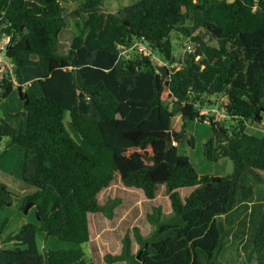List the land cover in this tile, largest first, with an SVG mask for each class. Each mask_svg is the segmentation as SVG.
<instances>
[{"label":"trees","instance_id":"16d2710c","mask_svg":"<svg viewBox=\"0 0 264 264\" xmlns=\"http://www.w3.org/2000/svg\"><path fill=\"white\" fill-rule=\"evenodd\" d=\"M101 4L83 0L64 14L59 0H0V31L9 38L5 53L13 64L12 72L0 75V101L22 84V69L41 70L22 86L25 128L0 116V157L10 145L23 152L22 180L33 190L22 196L19 210L34 208V231L71 244L43 250L38 264H92L82 247L90 239L88 215L113 216L119 201L100 204L98 194L117 176L148 199L163 187L171 213L162 217L161 208L152 207V233L145 238L133 227L137 252L125 235L121 251L105 255L108 262L264 264V213L256 207L243 260L217 258L229 234L218 217L251 200L249 179L264 180V131L246 130L264 115V0H137L106 14L95 10ZM181 38L193 49L176 68L172 41ZM137 41L168 67L157 72L137 51L120 55L121 47ZM85 99L91 110L80 112ZM218 99L227 117H213L202 154L211 162L229 158L226 176L200 174L178 150L183 123L207 121L200 111ZM169 131L174 144L166 149ZM187 142L194 146L192 136ZM31 159L34 169L27 174ZM187 187L191 191L181 196L179 189ZM13 197L0 181V209ZM1 252L15 262L25 251Z\"/></svg>","mask_w":264,"mask_h":264},{"label":"rangeland","instance_id":"374dc122","mask_svg":"<svg viewBox=\"0 0 264 264\" xmlns=\"http://www.w3.org/2000/svg\"><path fill=\"white\" fill-rule=\"evenodd\" d=\"M59 1L64 8L63 12L65 14L77 7L83 0ZM135 1L137 0H102L101 6L95 10L100 11L102 14H106L108 12L116 11L124 5ZM188 42L189 41L183 38L180 40L174 39L172 41L175 57L173 63L174 67L177 68L180 66V62L187 51L186 44ZM156 56L163 60L158 54H156ZM22 76V80L26 81L25 84L22 85L25 86L28 84V80L31 82L41 76V70L39 67L25 68L22 69ZM211 98L214 97L212 96ZM221 103L222 100L220 99L218 104L213 106L218 108L217 105ZM170 106L171 105L169 104V107ZM22 107L23 102L19 96L17 87L15 86L14 91L0 101V116L12 125L21 124L22 127L25 128ZM78 108L80 112H89L91 110L89 100L85 99L78 103ZM188 121L189 122H187V125L184 128V135L179 139V152L188 156L197 172L200 174H213L218 176L228 175L232 171V165L229 158L222 157L217 162H211L203 157V143L210 137L211 126L209 122L199 121L197 119ZM232 123L231 120H227L228 127H230ZM178 124L179 123L176 122V128L178 127ZM250 124L253 123L247 124V132L259 134V132L264 131L261 130L259 126L253 127ZM190 136H192L194 140L193 147L189 146L187 142ZM6 140L7 138L2 140V147L5 145ZM11 146L12 145L9 147ZM9 147L6 150V153L0 157V181L6 184L14 197L10 206L5 209H0V244L4 241L3 238L8 231L18 223V217H21L20 220H23L28 226H30L32 222L34 223L33 212L29 215H23L19 210L22 196L33 190V187L25 184L21 178L15 179L17 176H15L14 169L18 170L19 164L22 160V158H20L22 153L15 145L10 150ZM9 172H11L15 178H13ZM248 183L251 184L254 189L252 197L254 198V203L251 200L249 202H241L236 206L231 215H228L227 217H218V219L223 220L226 227L229 228V234L223 250L217 254V258L220 261L222 260V262H241L243 260L244 254L242 251V245L246 239L247 232L251 227V223L253 222L252 211L254 207H256L264 213V180L260 183H255L249 179ZM22 184L25 186V189L21 188L23 187ZM191 189V187L179 189L181 196L188 194ZM110 198L119 201L113 208V216L111 218L106 217L101 212L89 213L88 215L90 239L86 244H83L82 247L92 264H125L124 262H108L105 259V255L118 254L121 251L122 239L125 235H129L132 238V251L134 253L137 252L139 244L134 240L133 227H137L140 234L145 238L152 233L154 226L151 225L147 219V214L151 213L152 207L159 206L162 210V217H167L171 213L170 201L164 193L163 187L157 189L156 195L153 199H148L144 196L141 189L124 186L117 176L98 194V201L100 204H104L107 199ZM19 230H17L15 235H12L13 237L10 238V240L4 241V246L17 247L16 250H23L21 248H25L28 250L27 254L25 256H22L23 254L14 256L16 260L14 262L7 254L1 252L14 264L17 263V260L19 262V258H21V264H25L24 262L26 261L30 263L34 260L37 261V252L38 254L43 252V250L40 249V246L41 248L44 246V250L67 249L71 246V244L63 242L55 237L46 236L43 232H32L31 227L27 229L29 231L28 233H30L28 239L29 242H27L24 238L26 234L25 231L22 233V231ZM249 264H255V262L252 261Z\"/></svg>","mask_w":264,"mask_h":264},{"label":"built area","instance_id":"2783aa9c","mask_svg":"<svg viewBox=\"0 0 264 264\" xmlns=\"http://www.w3.org/2000/svg\"><path fill=\"white\" fill-rule=\"evenodd\" d=\"M9 38L7 35H5L3 32L0 31V75L1 73L8 69L10 72H12L13 64L7 59L6 53H5V47L8 43ZM187 50H192L193 47L190 44H186ZM133 51H137L138 53L149 56L154 63L156 64V71L158 72L162 67H168L167 62L163 61L162 59H159L156 54L151 50L150 47H148L144 42L137 41L132 43L130 46H123L120 48V55H124L125 57H129L130 53ZM200 114L205 115L207 119L213 117L216 121H221L227 117L226 111L223 107H210L205 108L200 111Z\"/></svg>","mask_w":264,"mask_h":264},{"label":"crops","instance_id":"0c3cea01","mask_svg":"<svg viewBox=\"0 0 264 264\" xmlns=\"http://www.w3.org/2000/svg\"><path fill=\"white\" fill-rule=\"evenodd\" d=\"M23 77V76H22ZM40 77V76H39ZM32 80V79H31ZM29 82L28 83H30V80H28ZM25 82L26 81H23L22 80V84L24 85L25 84ZM16 83V82H15ZM22 84H18V83H16V85L18 86V85H21V86H23ZM18 90V89H17ZM20 96V95H19ZM23 102V101H22ZM23 108V107H22ZM187 122H189V121H186V122H184L183 124H184V126L186 127V125H187ZM250 125H252L253 127L254 126H259V128L261 129V130H264V115H263V117H262V120L260 121V122H253V124H250ZM211 134H212V131H211V128H210V136H211ZM181 138V137H180ZM179 138V139H180ZM179 143V142H178ZM14 145H12L11 147H9V150L13 147ZM15 146H17V145H15ZM18 147V146H17ZM19 149V148H18ZM179 150V149H178ZM21 151V150H20ZM21 153H22V155L20 156V158H23V152L21 151ZM21 165H22V160H21V162H20V164H19V167H18V170H15L14 169V171H15V176H17V178H15V177H13L14 175H12V173L11 172H9V174H11L12 175V177L13 178H15V179H19V178H21V180H22V172H21ZM33 169H34V159H31L30 161H29V163H28V166H27V174L28 173H30V172H32L33 171ZM263 172L264 171H261V174H262V176L264 177V175H263ZM23 181V180H22ZM22 186L23 187H21V188H24L25 186L22 184ZM25 189V188H24ZM254 198H252L251 199V201L254 203ZM250 201V200H249ZM249 201H247V202H249ZM248 204H250V203H248ZM244 206H246V205H244ZM31 212H33V214H34V223L32 222L31 224H30V226H28L27 225V223H24V221L23 220H20L21 219V217L19 218L18 217V223L10 230V231H8V233L4 236V241H7V240H10V238H12L13 236L12 235H15L16 234V232H17V230H21L22 231V233H23V231H25V239L27 240V242H29L28 241V239H29V237H30V233H28L29 231L27 230L29 227H31L32 228V232H36V231H34V229H33V225H35L36 223H37V220H36V216H35V209L34 208H31L29 211H28V213L27 214H24L23 213V215H29V214H31ZM19 230V231H20ZM21 233V234H22ZM23 235V234H22ZM34 239V238H33ZM31 240V239H30ZM4 241L2 242V244H0V264H14L12 261H10L5 255H3L2 253H1V250L3 249V250H15V249H17V247H7V246H4ZM19 244V243H18ZM21 249H23V250H25V252L23 253V255L22 256H25L26 254H27V252H28V250H26L25 248H21ZM40 249H42V250H44L45 248H44V246L41 248V246H40ZM38 256H39V254H38V252H37V261H33L32 263H30V262H24L25 264H38ZM16 264H21V258H19V262H18V260H17V263ZM41 264H48L46 261H43Z\"/></svg>","mask_w":264,"mask_h":264},{"label":"water","instance_id":"95a60500","mask_svg":"<svg viewBox=\"0 0 264 264\" xmlns=\"http://www.w3.org/2000/svg\"><path fill=\"white\" fill-rule=\"evenodd\" d=\"M155 80H156V86L159 87L160 86V82H161V75L159 73L156 74L155 76ZM17 89H18V93L20 95V98L21 99H24V105L27 103V96L26 94H23L22 93V86L21 85H18L17 86ZM199 121H203L202 119H199ZM209 123H211L212 119L209 118L207 120ZM222 134L224 133L222 129L219 130ZM181 135H178L177 137L180 138ZM172 135H171V132L169 131L167 133V140H166V149L170 148L174 143V141L172 140Z\"/></svg>","mask_w":264,"mask_h":264}]
</instances>
